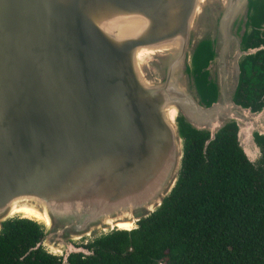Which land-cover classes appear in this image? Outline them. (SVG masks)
<instances>
[{
  "label": "water",
  "instance_id": "95a60500",
  "mask_svg": "<svg viewBox=\"0 0 264 264\" xmlns=\"http://www.w3.org/2000/svg\"><path fill=\"white\" fill-rule=\"evenodd\" d=\"M257 1L0 0V229L33 220L64 263L91 254L74 242L129 231L170 195L182 123L204 152L233 124L257 166L264 107L235 102Z\"/></svg>",
  "mask_w": 264,
  "mask_h": 264
},
{
  "label": "trees",
  "instance_id": "16d2710c",
  "mask_svg": "<svg viewBox=\"0 0 264 264\" xmlns=\"http://www.w3.org/2000/svg\"><path fill=\"white\" fill-rule=\"evenodd\" d=\"M262 10L264 0H258L253 27ZM207 58L204 49L196 62ZM181 125L179 179L162 205L135 228L95 237L82 244L91 254H71L64 263L38 245L44 235L40 224L14 217L0 229V264H264V137L257 138L262 157L255 166L239 149L233 124L206 152L208 134Z\"/></svg>",
  "mask_w": 264,
  "mask_h": 264
},
{
  "label": "flooded vegetation",
  "instance_id": "af4514ba",
  "mask_svg": "<svg viewBox=\"0 0 264 264\" xmlns=\"http://www.w3.org/2000/svg\"><path fill=\"white\" fill-rule=\"evenodd\" d=\"M259 17L247 36L241 82L235 96L237 104L255 111L264 107V12Z\"/></svg>",
  "mask_w": 264,
  "mask_h": 264
},
{
  "label": "bare ground",
  "instance_id": "6f19581e",
  "mask_svg": "<svg viewBox=\"0 0 264 264\" xmlns=\"http://www.w3.org/2000/svg\"><path fill=\"white\" fill-rule=\"evenodd\" d=\"M15 211L22 212L25 217H30L36 220L47 221V217L31 205H26V204L19 205L15 208ZM117 226L122 229H130L133 225L131 221H124V222H118Z\"/></svg>",
  "mask_w": 264,
  "mask_h": 264
},
{
  "label": "rangeland",
  "instance_id": "374dc122",
  "mask_svg": "<svg viewBox=\"0 0 264 264\" xmlns=\"http://www.w3.org/2000/svg\"><path fill=\"white\" fill-rule=\"evenodd\" d=\"M237 142V141H236ZM240 149V148H239ZM241 150V149H240ZM242 151V150H241ZM243 153V152H242ZM243 155L245 156V158L247 159V161L248 162H250L249 161V159L251 160V161H253L254 163H255V161H256V159L258 158V156L259 155H256V153L255 154H250V153H248L247 152V156L243 153ZM251 163V162H250ZM136 226V225H135ZM101 233H104V232H100L99 234H101ZM49 237H52V236H49ZM95 236H92V237H90V238H83L82 240H80V241H77V242H74L75 244H78V245H82V244H85L87 241H90V240H92L93 238H94ZM53 240H55V239H53ZM57 242H60V241H57ZM57 242H55V241H53L52 242V244H57ZM61 249H62V247H60ZM60 255V254H59Z\"/></svg>",
  "mask_w": 264,
  "mask_h": 264
}]
</instances>
